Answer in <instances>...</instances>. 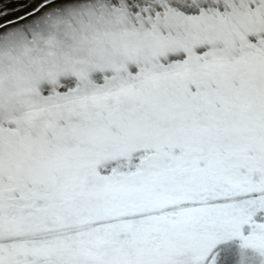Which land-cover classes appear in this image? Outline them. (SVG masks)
<instances>
[{
    "label": "snow or ice",
    "instance_id": "1",
    "mask_svg": "<svg viewBox=\"0 0 264 264\" xmlns=\"http://www.w3.org/2000/svg\"><path fill=\"white\" fill-rule=\"evenodd\" d=\"M0 264H264V0H0Z\"/></svg>",
    "mask_w": 264,
    "mask_h": 264
}]
</instances>
